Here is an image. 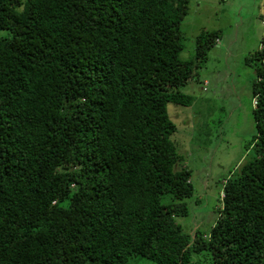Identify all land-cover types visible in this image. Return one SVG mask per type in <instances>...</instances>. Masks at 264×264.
Wrapping results in <instances>:
<instances>
[{
	"label": "trees",
	"instance_id": "16d2710c",
	"mask_svg": "<svg viewBox=\"0 0 264 264\" xmlns=\"http://www.w3.org/2000/svg\"><path fill=\"white\" fill-rule=\"evenodd\" d=\"M190 2L0 0V264H264V34L246 160L211 223L177 222L194 186L167 106L221 36L181 59Z\"/></svg>",
	"mask_w": 264,
	"mask_h": 264
},
{
	"label": "rangeland",
	"instance_id": "374dc122",
	"mask_svg": "<svg viewBox=\"0 0 264 264\" xmlns=\"http://www.w3.org/2000/svg\"><path fill=\"white\" fill-rule=\"evenodd\" d=\"M262 4L264 0H191L188 16L180 26L182 60L193 58L195 36L221 33L202 64L204 68L198 71L200 82L190 81L180 89L194 98L193 104L167 106L177 128L171 141L191 171L194 186L188 217L177 219L184 230L191 223H211L222 181L246 160L248 143L255 135L250 93L254 71L245 65V59L257 50L264 34L258 19ZM129 264L154 263L132 258Z\"/></svg>",
	"mask_w": 264,
	"mask_h": 264
},
{
	"label": "clouds",
	"instance_id": "9594fccd",
	"mask_svg": "<svg viewBox=\"0 0 264 264\" xmlns=\"http://www.w3.org/2000/svg\"><path fill=\"white\" fill-rule=\"evenodd\" d=\"M262 21L264 22V15H263V19H262ZM259 47H260V42H259V46H258V48H257V49H259Z\"/></svg>",
	"mask_w": 264,
	"mask_h": 264
}]
</instances>
